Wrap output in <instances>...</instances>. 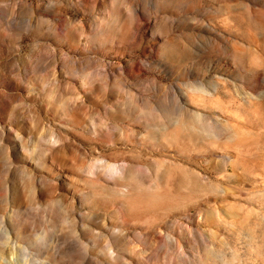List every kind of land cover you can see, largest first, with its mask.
<instances>
[{"label":"rangeland","instance_id":"obj_1","mask_svg":"<svg viewBox=\"0 0 264 264\" xmlns=\"http://www.w3.org/2000/svg\"><path fill=\"white\" fill-rule=\"evenodd\" d=\"M0 264H264V0H0Z\"/></svg>","mask_w":264,"mask_h":264}]
</instances>
